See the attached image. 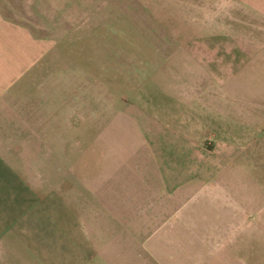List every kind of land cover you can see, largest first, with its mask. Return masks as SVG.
<instances>
[{
  "label": "rangeland",
  "instance_id": "obj_1",
  "mask_svg": "<svg viewBox=\"0 0 264 264\" xmlns=\"http://www.w3.org/2000/svg\"><path fill=\"white\" fill-rule=\"evenodd\" d=\"M8 1L3 15L37 42L36 51H27L41 61L29 68L37 77L19 85L22 96L11 95L5 112L7 104L0 105V148L11 147V162L26 167L33 187L79 200L92 193L95 203L94 170L132 172L108 186L127 204L120 222H106V232L92 228L101 215L96 204L91 207L101 262L264 264V140L258 139L264 136V63L250 61L242 85L251 106L260 105L247 129L251 150L243 160L249 193L240 191L235 199L193 175L166 190L157 171L162 151L172 168L183 145L191 150L183 135L202 134V147L213 149L216 128L209 114L225 109L218 100L226 99L227 80L212 78L213 63L200 62L196 53L198 39L211 32L208 0H200L205 14L195 12L198 0ZM232 81L241 86L242 80ZM233 133L231 138L242 135ZM212 160L203 158V166ZM82 163L91 174H72ZM233 200L242 207L231 206Z\"/></svg>",
  "mask_w": 264,
  "mask_h": 264
},
{
  "label": "crops",
  "instance_id": "obj_2",
  "mask_svg": "<svg viewBox=\"0 0 264 264\" xmlns=\"http://www.w3.org/2000/svg\"><path fill=\"white\" fill-rule=\"evenodd\" d=\"M0 1V105L7 104L5 109L1 108L5 112L11 95L22 96L17 91L22 81L29 76L37 77L36 70L32 72L29 68L34 66L32 63L41 61V55L27 51V47L30 51H36L37 42L27 39L23 27L14 25L7 15H3V8L12 3ZM207 4L211 32L208 38L198 39L201 49L196 53L200 55L197 57L200 62L213 63V67H210L214 72L212 78L227 80L226 99L218 100L221 105L226 103V110L219 106L211 109L209 114L211 126L216 128L211 131L213 149L202 147V134L183 135V143L188 141L193 149L186 151L187 146L183 145L181 157L178 156L180 161L172 163V168L168 152L162 151L157 171L161 175L163 189L169 190L187 183L190 175H193L194 180H209L211 185H215L213 188L216 192L235 193L232 197L236 199L238 192L249 193L250 190V174L243 160L249 157L251 150L247 129L251 121L255 120L254 112L260 111V105L251 106L242 85L247 64L257 58L258 62L264 63V0H208ZM196 5L197 14L206 13V6H202L200 0ZM235 31H240L242 37L235 38ZM252 32L257 33V37L251 36ZM223 35L226 37L221 38ZM10 48L13 50L10 51ZM232 80H242L241 86H233ZM200 115L203 116L202 111ZM244 129L247 134H242ZM238 131H241V138L230 137ZM258 139L264 140V136L258 134ZM150 152L154 159V151ZM11 153L14 152L10 146L0 148V264H110L101 262L102 252L93 241L90 218H95V211L91 207L96 204L97 215H101L96 220L97 226L92 224V228L105 230L106 222H120V209L127 204L122 205V195L115 190L110 191L108 186L117 185L121 180L116 176L131 175V170L126 168L128 170L124 169L122 173V169L114 166H100L94 170L92 173L99 178L95 203L92 193L83 194L79 200L55 190L43 191L33 187L25 177L28 173L26 167L11 162ZM209 155L215 162L211 167L203 166L202 159ZM190 159L193 162H189ZM83 164L81 169L77 168L78 172L75 170L71 173L79 174L81 170L83 176L91 174ZM233 205L238 208L243 204L233 200ZM109 228L116 231L120 226L116 228L112 225Z\"/></svg>",
  "mask_w": 264,
  "mask_h": 264
}]
</instances>
